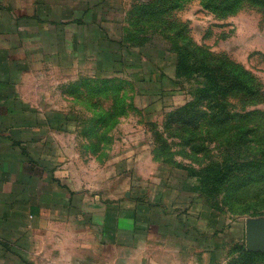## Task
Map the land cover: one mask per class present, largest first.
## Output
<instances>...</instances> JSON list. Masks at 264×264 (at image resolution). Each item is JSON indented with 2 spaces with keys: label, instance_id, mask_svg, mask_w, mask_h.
<instances>
[{
  "label": "rangeland",
  "instance_id": "1",
  "mask_svg": "<svg viewBox=\"0 0 264 264\" xmlns=\"http://www.w3.org/2000/svg\"><path fill=\"white\" fill-rule=\"evenodd\" d=\"M117 5L126 51L40 83L62 113L51 148L63 179L111 199L199 179L203 218L227 239L201 260L264 264L246 232L264 222V0Z\"/></svg>",
  "mask_w": 264,
  "mask_h": 264
},
{
  "label": "crops",
  "instance_id": "2",
  "mask_svg": "<svg viewBox=\"0 0 264 264\" xmlns=\"http://www.w3.org/2000/svg\"><path fill=\"white\" fill-rule=\"evenodd\" d=\"M118 1L0 0V264H206L224 248L191 182L111 199L58 168L62 113L48 111L40 83L126 51Z\"/></svg>",
  "mask_w": 264,
  "mask_h": 264
},
{
  "label": "water",
  "instance_id": "3",
  "mask_svg": "<svg viewBox=\"0 0 264 264\" xmlns=\"http://www.w3.org/2000/svg\"><path fill=\"white\" fill-rule=\"evenodd\" d=\"M247 249L251 252H264V222H250L246 227Z\"/></svg>",
  "mask_w": 264,
  "mask_h": 264
},
{
  "label": "trees",
  "instance_id": "4",
  "mask_svg": "<svg viewBox=\"0 0 264 264\" xmlns=\"http://www.w3.org/2000/svg\"><path fill=\"white\" fill-rule=\"evenodd\" d=\"M192 184H194L192 187L193 188L192 190L196 191V193H199V195H201L203 191V187L200 183V180L198 179L196 181H193Z\"/></svg>",
  "mask_w": 264,
  "mask_h": 264
}]
</instances>
